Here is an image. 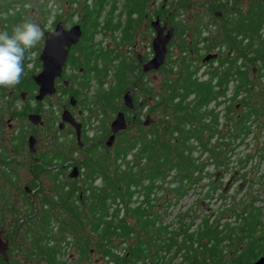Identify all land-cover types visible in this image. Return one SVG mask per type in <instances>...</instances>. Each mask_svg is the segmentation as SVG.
Masks as SVG:
<instances>
[{"label": "rangeland", "instance_id": "374dc122", "mask_svg": "<svg viewBox=\"0 0 264 264\" xmlns=\"http://www.w3.org/2000/svg\"><path fill=\"white\" fill-rule=\"evenodd\" d=\"M119 1V7L122 8L124 0ZM259 1L264 3L262 0H256L255 6L260 4ZM37 3L39 4V2ZM163 3V0H147L146 11L148 16L144 15L138 19V25L133 33V41L130 44L123 43L121 30L115 33L108 32L107 35L101 34L96 37L97 43H101L103 47L119 50L127 60L135 59V63L137 62L138 72L134 75L139 78H137L136 84L128 91L134 90L132 93L135 97V111L140 117V123L130 127L128 131L118 136L112 148H108L106 145H97L98 158L101 156L107 157L110 150L114 151L115 147L126 145V141L131 142L140 138V127L161 130L160 127L164 123L163 114L166 111L159 102L158 94H162V89L165 88V81L167 80V71L162 69L164 66L167 69L175 66L173 71L174 74H177L186 56V60H193L192 71H197L198 78L203 82L210 80V71L218 68L221 61L215 60V62L207 66L203 64L202 57L208 52L204 47L207 44L212 46L210 54H214L218 50L221 53V58L224 60L226 56H230L234 60L242 58V61L238 63L239 66L246 65L250 72L254 68L260 69L263 72L261 84H257V87L254 88V94L251 95V99L250 95H246L245 93H242L240 96L242 99L248 100L249 98L250 102L257 103L258 105L264 101V92L262 90V85H264V60L260 59L254 65L252 60L258 59L254 51L252 57L248 54L247 47L249 42H244L243 38H241L242 43H240V47H237L236 44L239 42L233 36L230 37L224 32H229V29L237 22L238 15H243V12L248 10L249 0H215L213 4L207 0H186L185 3L178 2V0H169L165 7L164 17L161 20L164 21L165 16L169 12L171 14L175 11L172 14L175 15V20L186 26L188 31L183 37H180L177 33L175 34L176 36H174L169 46L166 63L159 71L143 73L142 64L154 57L152 43L155 38V31L151 23L155 21V13L161 8ZM188 4L191 6L192 11L187 8ZM241 7L243 9L239 10ZM36 8L40 9L39 6H34L32 2L28 8L27 15L29 17L27 18L41 25L45 35L46 29L52 26L54 17H51L48 21L44 18V15H39V12L35 13L37 11ZM52 8L54 11L57 10V7L54 5ZM120 8L119 11H121ZM216 12L221 13L222 16L216 17ZM54 15L52 14V16ZM117 18H114L115 21ZM124 24L125 16L122 19V26ZM192 32H196V34L194 35ZM252 35L254 36V34ZM262 36L264 38V26ZM226 37H228L226 39L228 41L224 43L223 40ZM115 39L117 40L116 42ZM183 41H185L186 46L187 44L191 46L190 49H182L181 45ZM257 43L256 39L253 38L250 44L255 49ZM44 46L45 37L31 50V61L28 65H25V71L29 74L23 78V81L26 78L33 81L32 76L42 72L43 64L39 61V57ZM234 51L236 52L235 54H233ZM138 57H140V62ZM75 58L85 60L84 54L81 51L76 52ZM78 69H76L75 73H73L72 67L68 69L67 72L71 75L70 78L72 79H67L69 81L67 87L64 86L62 80L56 81V93L52 96H46L40 108L35 106L36 102L34 101L37 91L31 93L32 102H29L28 98L30 96L27 98L28 100L25 97L22 101V90L20 89L22 88V83L17 84L14 105L17 119L9 121V117H5L6 126H0V232L3 231L7 234L5 239H9L10 248L12 245V249H14L12 257L15 259V264H46L40 257L34 258L33 261L26 258V249L29 247V245H25L28 244L26 241L28 233L31 237L39 236L43 238L44 243L59 246L62 264H108L107 260L101 257V248L97 246V238L91 234L90 229L86 227L82 229V235L85 238H90L92 242L89 247L91 251L89 256L82 258L80 255V242L77 240L78 235L72 233L71 229L65 224L66 221L73 218L68 211L69 205H67L66 198L72 189L84 185V177L73 180V178L69 177V172H73V168L66 169L67 171L63 172V167L61 168V166H64V163H75L79 168L85 154V149L78 146L77 139L72 134L71 129L64 128L63 130H59L58 125L62 121V114L67 106L78 117L79 113L82 112V121H87L86 125H89V137H95V140L97 138L102 139L106 133L109 132L111 134V124L115 121L120 111H125L126 114L130 115V118L133 112L123 107L124 96L128 88L116 99L113 107L108 106L98 97L100 91L99 80L95 79L94 75L82 78ZM219 71L222 72L223 69ZM111 72L113 73V71ZM88 77L90 79H87ZM101 80L104 82L105 89L113 83L111 75ZM81 83L87 84L81 87ZM235 86V81L229 83L226 88V100L219 99L221 105L216 107L219 115V130L221 132L220 135L218 134L219 138L224 137L228 139L229 130L234 132V126L225 118L224 113L229 106L228 100H232L233 98ZM145 89L149 92H145ZM75 90L79 91L80 102L73 108L69 104L70 91ZM237 103L238 101L235 100L231 102V105ZM213 106L214 104L210 108L212 109ZM35 108L39 110L38 114L42 116L43 121L47 124L44 127H36L28 119L30 113L37 112ZM247 111L246 109L245 113ZM148 116H150L152 122L149 126H145L144 123ZM10 125L11 128H9ZM36 125H38V121ZM248 125L252 128L251 134L246 138L234 141L232 146L235 148L234 151H228L227 154L229 162H225L220 169L216 163H210L205 170V172H208L205 180L201 184L193 186L187 195L178 198L175 203L166 204L169 195L163 191L158 192L157 196L160 200L156 201L157 208H154L153 211L161 215L163 222H167L166 224L170 226L171 230L180 229L188 231V234L195 239V245L193 246L198 251L189 256V261H194V256H197L201 264H231V259L233 260L235 253V246L237 245L238 249H244L247 243L246 241L238 242L236 240L238 235L236 233L231 234L229 230L227 231L226 224H228V228H241L243 222L237 218V214L252 210L250 208L251 204V207L261 212V218L264 223V116H261L259 121L253 117ZM33 135L36 136V141L34 151L30 152L29 138ZM108 139H106V142ZM216 139H213V143L218 141ZM92 141H88V143L91 144ZM200 151L201 149L199 148L195 151L196 157L201 156ZM207 156V153L203 155V160L207 159ZM60 157L64 158L62 162ZM36 158L39 159V163H35ZM132 159L133 155H130L127 160L130 161ZM82 172L84 174L86 170ZM60 174L63 175L59 176ZM232 177H235V179H232ZM231 180L232 183L230 184L229 181ZM214 183L218 187L217 192L212 191ZM243 184V188L240 189V186ZM96 185L102 186V181L100 179L97 180ZM26 188L32 190L34 194L33 199H31L32 193L28 194L25 191ZM226 188L227 190H225ZM77 194H75L72 202L76 205L79 204ZM170 198H173V196H170ZM135 199L140 201L143 197L140 195L136 196ZM112 209H114L113 206ZM84 214L85 210L81 216L83 220H86ZM183 214L186 215L183 221L187 223H184L181 228L180 222L182 220L180 221L178 217ZM42 217L44 225L49 227L48 232L47 230L44 233L38 231L36 234V230L42 227ZM48 217L55 218L49 225L45 223L49 219ZM130 221L135 222V219L131 217ZM207 224L211 225L213 229L219 227V231L224 230L219 239V249L223 251L221 254L223 260L221 262L212 263L209 261L208 252L205 248L199 246V241H196L198 239V232L203 231L207 227ZM256 234L262 238L264 237V225L262 229L257 230ZM229 236H232V239H229ZM59 237L65 238L61 241ZM182 238L180 237L179 240L181 244L184 241ZM207 241L208 239L204 236L201 238L200 243L202 246H206ZM129 243L131 242L116 247V252L119 254L125 253V251L130 249ZM184 252H182V255H177L178 257L174 263L181 264L185 262L189 264L185 260V256L188 253L184 254ZM171 259L172 256H169L168 262ZM16 261L18 262L16 263ZM0 264H5L1 255Z\"/></svg>", "mask_w": 264, "mask_h": 264}, {"label": "trees", "instance_id": "16d2710c", "mask_svg": "<svg viewBox=\"0 0 264 264\" xmlns=\"http://www.w3.org/2000/svg\"><path fill=\"white\" fill-rule=\"evenodd\" d=\"M259 3L254 16H250V13L246 16L240 15L241 31L237 32L236 23L229 29V32L224 31L230 37L233 36L235 40L242 37L245 41L250 33L249 24L252 20L254 21V31L252 32L254 36L252 38L258 42L255 49L251 44V51H254L258 59L252 60L254 65L260 59L264 60V38L262 36L264 3L261 1ZM139 4L140 17L144 15L147 17V0H128L125 5L128 21L124 26H122L121 16L117 22L114 21L112 15L115 8L108 14L106 26H101L97 22L100 16L95 19L93 8H87L86 18L91 22L90 28H88L89 33L76 49L85 52L83 54L86 66L89 71L94 73V78L100 82L98 97L103 102H107L108 106L113 107V103L124 90L128 88L126 90L128 91L136 84L139 77L134 74L138 72V64L135 63V59L127 60L119 50L103 47L101 43L95 42V38L101 33L107 35L108 32L115 33L121 30L123 43L130 44L138 25V19L133 18V14L137 8L139 9ZM164 12L159 8L156 15L164 17ZM174 17L175 15L170 19L171 24L176 28L177 35L183 37L188 29L177 22ZM192 34L195 35L196 32H192ZM243 34H246V37H243ZM226 39L228 37L223 40L224 43L228 41ZM239 42L242 43L241 38ZM181 47L184 50L190 49L191 46L188 44L186 46L183 41ZM204 47L208 52L212 49L210 44ZM249 48L247 47V49ZM248 52L250 55V50ZM186 59L185 56L177 74H174L173 71L175 66H172L171 69H167L165 66L162 68L167 71V80L162 94H158L159 102L166 111V115L163 114L164 123L160 127L161 130L140 127V138L131 142L125 140L126 145H119L115 147L114 151L110 150L107 157L98 158V146H91L84 155L79 166L84 177V185L82 188L78 186L72 189L67 196L68 211L73 218L65 222L72 233L78 235L77 240L80 242L82 258L89 256L91 252L89 248L92 244L91 239L82 235V229L86 227L91 230V234L96 236V244L101 248V257L106 259L108 264H176L174 261L177 259V255H182L184 251V254L188 253L184 256L189 264H201L197 256H194V261H189V256H192V253L198 249H194L195 239L188 234V231L171 230L170 226L166 224L167 222H163L161 215L153 211L154 208H157L156 201L160 200L157 196L158 192L163 191L169 195L166 204L175 203L178 198L187 195L193 186L199 185L205 180L208 174L205 170L210 163H216L220 169L225 162H229L227 154L228 151H234L235 148L232 147L234 141L248 137L252 129L248 124L253 117L259 121V118L264 116V111L261 112L258 109V104L255 103L252 106L253 109L243 113L239 121L234 123L232 117L236 105H230L227 108L228 120L234 126V132L229 130L228 139L219 138L221 132L216 107L221 105L219 99L226 98V88L235 76L234 67L242 60H222L218 68L210 71V80L203 82L198 78L197 71H192L193 60ZM73 64L77 65L75 62ZM220 69L223 71L220 72ZM237 73L239 79L246 83L244 91L251 95L249 85L251 72L246 65H242ZM110 75L113 78V83L105 89L101 79ZM147 91L145 89V92ZM212 104L214 106L211 109ZM215 138L219 139L213 143ZM198 148L201 149V156L196 157L194 153ZM206 153L208 154L207 159L203 160V155ZM130 155H133V159L128 161ZM60 160L63 161L64 158L60 157ZM83 170H86V173L83 174ZM99 179L102 181V186H95ZM212 191H218L215 183L212 186ZM76 193H78L79 206L72 203ZM140 195L143 197L142 200L135 199ZM251 206L252 210H248L250 209L248 208L247 212L237 214V218L243 222L241 228H228V224H226L227 231L229 230L231 234L236 233L240 242L247 240L244 249L236 250L231 264H252L261 253L264 254V246L259 243L261 242L259 238L252 245H248L251 237L264 225L261 212ZM84 210L86 220H83L81 216ZM131 217L135 219V222L130 221ZM185 217L184 214L178 217L180 221L182 220L181 228L184 223H187L183 221ZM53 219L55 218L50 217L45 223L49 225ZM42 221V227L38 231L44 233L47 230L48 232L49 227L44 225L43 217ZM218 228L213 229L211 225L207 224L203 231L198 232V239H196L200 245L197 244L208 252V259L212 263L223 260L221 256L223 251L219 249V239L224 230L219 231ZM204 236L208 239L206 246H202L200 243ZM180 237L184 239L182 244L179 241ZM64 238L59 237L61 241ZM228 238L232 239V236ZM33 239L37 250L35 258L40 257L46 264H62L59 246L44 243L41 237ZM60 240L58 241L61 242ZM127 242H131L129 250L121 254L116 252V247ZM173 252L175 253L173 254ZM169 256H172V259L168 262ZM181 264L186 263L182 262Z\"/></svg>", "mask_w": 264, "mask_h": 264}, {"label": "flooded vegetation", "instance_id": "af4514ba", "mask_svg": "<svg viewBox=\"0 0 264 264\" xmlns=\"http://www.w3.org/2000/svg\"><path fill=\"white\" fill-rule=\"evenodd\" d=\"M168 1L169 0H163L164 3L161 6L162 11H165V7H166V4H167ZM207 1L211 2V4H213V1H215V0H207ZM233 1H237V0H233ZM32 2L34 4V6H39V8H40V9L36 8L37 11H35V13L39 12V15H41V16L44 15V18H46L48 21L50 20L51 17H54V20L52 22V26H50V28L46 29V31H45V35H44L45 41H46V34L47 33H53L56 30L58 24H60V23L63 24L64 28L67 31H70L75 26H80L82 31H83V35H82V38H81L80 42L77 45L72 46L70 51H69V57H68V60L66 62V65L64 67L62 77L58 78L56 80V81H61L62 80L65 87H67L68 84H69V81H67V79H70V80L72 79V78H70L71 75H69L68 72H67L70 67H72V69L74 71L73 73H75L76 69L79 68L78 72L82 76V78H86L87 76L94 75V73L92 71H89V68L86 66V60H76L77 58H75L76 52L79 51L76 48L78 47V45L82 42V40L84 39V37L88 33L87 29L90 28V24H91V22H89L87 20V18H86L87 8L88 7L93 8V10L95 11V14H94L95 19H96V17L100 16L97 22L101 26H106V24L108 22V14L113 12L114 8H115L114 9V13L112 15L114 18L118 17L117 18V20H118L119 16H121V21H122L123 16H125V24L128 21L127 15L125 13L126 12L125 5L127 4L128 0H124L122 8L119 7V4H120L119 0H0V30H5V29L10 30L13 25H15L17 23H20V22L24 21L25 19H28L27 18V17H29V15H27L28 8L32 4ZM37 2H39V4ZM178 2L185 3L186 0H178ZM249 2H250V4H249V7H248V10L247 11L243 10L244 11L243 12V16H246L248 13H250V16H254V13H255V10H256V6H255L256 5L255 4L256 0H249ZM53 5L55 7H57V10H55V11L53 10V8H52ZM138 7H139V9L137 8V11L133 14V18H136V19L140 18V4H139ZM103 8H104V10H103ZM119 8L121 9V11H119ZM187 8L190 11H192V8H191V6L189 4L187 5ZM212 8H213V6H212ZM235 9L238 11L237 8H235ZM240 9H243V8L241 7V8H239V10ZM174 13H175V11H174ZM174 13L170 14V12H169V14H167L165 16V20L164 21L161 20L162 24L164 25L167 20L171 23L170 19L173 16L172 14H174ZM216 13H215V16H216ZM52 14H55V15L52 16ZM160 14H162V13H160ZM155 16H156V18H160V19H162V17H163V16L160 17V15H156V13H155ZM117 20L115 21V19H114L115 22H117ZM235 27L237 28L236 29L237 32L241 31V28H240L241 27L240 15H238ZM102 31H104V30H102ZM249 31H250L249 37H246V34H243L242 36L246 37L244 42H249L248 47H250V48L247 49V50L251 51L252 50V46H251L250 43H251V40H253V38H252V36H253L252 34L253 33L252 32L254 31V21L253 20L249 24ZM176 33L177 32H176V28H175V34ZM101 34H98V35H101ZM240 38H242V37H238V39H237L238 42H239ZM95 42H97L96 38H95ZM170 44H169V46H170ZM205 44H206V42H205ZM236 46L240 47V42L238 44H236ZM82 53H85V52H82ZM235 53L236 52L234 51L233 54H235ZM209 54H210V52H207L202 57V60ZM214 54L218 55V57L216 59L210 61L209 63H206L205 66L212 64L213 61H215V60H218V61L224 60L223 58H221V53L218 50ZM252 54H253V52L251 51L250 56ZM30 56H31V54H30ZM226 57H225V59H226ZM84 58H85V55H84ZM30 59L25 61V65H28L30 63V61H31ZM72 59H74V60H72ZM227 59L228 60H234L233 58H230V56H228ZM138 60L140 62V57H138ZM39 61H41L40 57H39ZM74 62L77 65H74L73 64ZM80 64H84L85 66L84 65L80 66ZM239 68H240L239 64H237V66L234 67L235 76H234L233 81L236 82V86H235L234 94L232 96L233 97L232 100H228L229 101V103H228L229 106L231 105V102H233L235 100L238 101V103L235 104L236 108H235L233 117L231 116L233 118V122L234 123L239 121V119L241 118L243 113L246 112V109L247 110L253 109L254 107H252V106H253V104H255L254 102H250L249 98H248V100L245 99V98L242 99V97L240 96L242 93H245L246 95H248V93L244 91V86L246 85V83L239 79V74L237 73ZM259 70L257 68H254L253 71L249 74V79H250L249 85H250V89H251V95L254 94V88L257 87V84H259V83L261 84V79L263 77V72L259 71ZM27 74H29V73L27 71H25L23 76H22V79H21V81L19 83V84L22 83V88L18 87V88H20L22 90L21 91V100L23 101L25 97L27 99L30 96L28 99H29V102H32L33 98H32V94L31 93H34V92L37 91V94L34 96V101L36 102L35 106L37 108H40L41 107L40 105H42V102L46 99V97L43 100H41V101H39L37 99V97L39 95V86L34 81V76H37V75L32 76L33 81L31 79H27V78L25 79V81H23V78ZM87 79H90V77H88ZM86 84L84 85L83 83H81V87L86 86ZM262 87H263L262 90L264 92V85H262ZM16 92H17V85L15 87L0 86V126L1 127L3 125L6 126L5 125V122H6L5 121V117H7V118L9 117V119H10L9 121H12L13 119H17L16 112L14 111ZM127 92L128 91H126V93ZM70 93L71 94H70V102H69V104L71 105V107L75 108V106L78 104V102H80L79 91H77V90L70 91ZM132 95H133L134 104H135L134 94L132 93ZM251 95H250V99L252 97ZM74 99H75L76 103H75V105H72V101ZM104 103L107 104V102H104ZM224 104H225V102H224ZM123 107H125L127 110H129L126 107L125 102H124ZM37 108H35V109L37 110ZM258 109L261 110V112L264 111V101H263L262 104L258 105ZM66 111H68L70 113V115L72 116V118L74 120L73 123L64 121L63 118H64V113ZM130 111L133 112L131 118H130V115L126 114L125 111L124 112L120 111L119 113H121V112L124 113L126 115L127 122L129 124H131L130 127H133V126H136L137 123H140V117H139V115H137L135 109L134 110H130ZM38 113H39V110H37V112L30 113V115L28 116V119L31 121V123L35 124L36 127L37 126L44 127L46 122L43 121L42 116L40 114H38ZM79 114H80L79 117L76 116L75 113L73 112V110L70 111L68 109V107L66 106L65 110H64V112L62 114V121L58 125V129L59 130H63L64 128L71 129L72 130V134L75 135V137L77 139V144L79 145L80 148H84L85 149V154L84 155H86L87 150L91 146H94V145L95 146H97V145H99V146L100 145H105L106 139L109 138L111 136V134H112V129L110 127L111 134L109 132L105 134V136H104V137H106L105 139H103L104 138L103 137L102 139L101 138H97L95 140L94 139L95 137H89L88 136L89 125L88 126L86 125L87 121L86 122L82 121V118H81L82 112H80ZM118 114H117V116H118ZM224 114H225V118L228 119L229 117H228L227 110H225ZM33 115H36V116L39 117V119H37V118L33 119L34 122L38 121V125H36V123H34L32 121L31 116H33ZM75 123L79 124L81 126L80 127V138H78L79 137L78 136V130L76 128ZM111 126H112V124H111ZM9 128H11V125H10ZM124 132H126V131H124ZM124 132H121V133L117 134L116 139L118 138V136H120ZM31 137H36V136L33 135ZM30 138H29V140H30ZM93 139H94V141H92ZM88 141H92L91 144H89ZM31 151L32 150L30 149V152ZM35 163H39V159L36 158L35 159ZM62 167H63V170H62L63 172H66L67 170L72 169V168L74 169L75 167L78 168V166H76L75 163H73V164L72 163L71 164L64 163V166H61V168ZM78 170H79V168H78ZM57 171H59V170H57ZM78 174L79 175L76 178H73V180L74 179H80L81 177H83V175L81 174V170L78 171ZM62 175L63 174H60L59 176H62ZM71 175H72V171L69 172V177H71ZM232 179H235V177H232ZM229 183L231 184L232 180L229 181ZM80 187L82 188V186H80ZM25 191L28 194L32 193V190H30L28 188H26ZM31 196H32L31 199H33L34 198V194L32 193ZM81 198H82V195H81ZM2 232H0V233H2ZM37 232H38V229L36 230V234H37ZM28 235L30 236L29 233H28ZM28 235H27V239H26L28 244H25V245H27V246L29 245V247H28V249H26V254L25 255H26V258L28 260L33 261V259L36 256V251L37 250H36V246L34 244V239H33L34 237H31V236L29 237ZM36 238H39V236H37ZM257 238H259V240L261 241L259 243L263 244V246H264V241H263L264 237L262 238L261 236H259L257 234H255V235H253L251 237V239L248 242V245H252V243H254L257 240ZM236 240L238 242H240L239 236H237ZM245 241L247 243V240H245ZM7 242H8L9 263L10 264H15V259L12 257V254L14 253V249H12V245H11V248H10L9 239L7 240ZM238 248L239 247L236 245L235 248H234L235 252H236V250ZM262 257H264L263 253H261L259 258L254 260L252 264L257 262ZM17 262L18 261H16V263Z\"/></svg>", "mask_w": 264, "mask_h": 264}, {"label": "water", "instance_id": "95a60500", "mask_svg": "<svg viewBox=\"0 0 264 264\" xmlns=\"http://www.w3.org/2000/svg\"><path fill=\"white\" fill-rule=\"evenodd\" d=\"M262 1L264 2V0ZM216 16L221 17L222 14L216 13ZM151 26L155 31V38L152 43L154 57L146 63H143V73L159 71L165 65L169 52V44L175 36V28L168 20L163 25L161 19L156 18L155 21L151 23ZM53 33H56L57 35H53ZM53 33L46 34L45 47L40 56V60L43 64V70L40 74L34 76V81L39 86V95L37 97L39 101L43 100L46 96H52L56 93V80L61 78L63 75V70L69 57V51L72 46L77 45L80 42L83 35V31L80 26H75L70 31H67L62 23L58 24ZM217 57L218 55L216 54H209L203 59V64L209 63ZM132 91L134 90L128 91L124 96L125 105L129 110L135 109ZM75 103L76 101L74 99L72 101V105H75ZM34 118L39 119L38 116L33 115L31 116L33 122ZM63 119L65 122L70 123H73L74 121L68 111L64 113ZM36 122L37 121L34 123ZM151 122L152 120L150 116H148L144 125L149 126ZM75 125L78 130V138H80L81 126L76 123ZM130 126L131 124L127 122L126 115L122 112L119 113L115 121L112 123V134L105 145L108 148H112L115 144L117 134L127 131ZM35 141V137H31L29 140L32 151H34ZM78 171V168L75 167L71 177L76 178L78 176ZM243 186L244 184L240 186V189H242ZM225 190H227V188ZM6 235L7 234L4 232L0 233V255L3 257L5 264H10L8 256V242L7 239H5ZM254 264H264V257L260 258Z\"/></svg>", "mask_w": 264, "mask_h": 264}, {"label": "clouds", "instance_id": "9594fccd", "mask_svg": "<svg viewBox=\"0 0 264 264\" xmlns=\"http://www.w3.org/2000/svg\"><path fill=\"white\" fill-rule=\"evenodd\" d=\"M43 37V27L31 19L13 25L10 30H0V86L15 87L20 83L25 61Z\"/></svg>", "mask_w": 264, "mask_h": 264}]
</instances>
